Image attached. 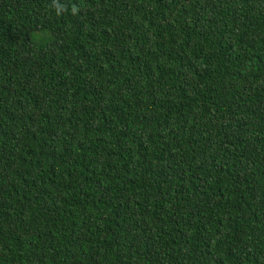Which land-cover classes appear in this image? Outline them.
I'll use <instances>...</instances> for the list:
<instances>
[{
  "label": "trees",
  "instance_id": "1",
  "mask_svg": "<svg viewBox=\"0 0 264 264\" xmlns=\"http://www.w3.org/2000/svg\"><path fill=\"white\" fill-rule=\"evenodd\" d=\"M58 4L0 0V264H264V0Z\"/></svg>",
  "mask_w": 264,
  "mask_h": 264
},
{
  "label": "clouds",
  "instance_id": "2",
  "mask_svg": "<svg viewBox=\"0 0 264 264\" xmlns=\"http://www.w3.org/2000/svg\"><path fill=\"white\" fill-rule=\"evenodd\" d=\"M53 6L56 7L57 15H60L63 11H66V8L63 5L58 4V0H53ZM71 11L73 14H78L79 8L76 6H73Z\"/></svg>",
  "mask_w": 264,
  "mask_h": 264
}]
</instances>
